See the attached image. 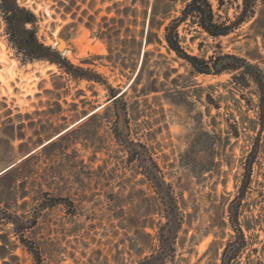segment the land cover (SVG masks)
Masks as SVG:
<instances>
[{"label":"rangeland","instance_id":"374dc122","mask_svg":"<svg viewBox=\"0 0 264 264\" xmlns=\"http://www.w3.org/2000/svg\"><path fill=\"white\" fill-rule=\"evenodd\" d=\"M18 1L36 13L35 27L42 41L56 47L63 43L65 56L77 65L93 68L106 81V84L86 79L77 82L48 61L24 63L8 43L0 11V172L25 154L18 152L20 143L27 141L34 146L35 133L43 131L45 124L78 127L92 113H98L71 136L75 142L67 150L55 152L51 158L42 152L39 159L32 161L33 166L37 161L42 164L37 175L50 192L47 198L65 197L69 200L66 204L41 209L42 198L38 193L30 190L24 199L16 200L5 183H0L1 205L8 203L18 213L38 215L37 224L27 232V238L39 248L41 264H140L146 256L163 250L158 233L159 222L164 218L157 213L155 192L143 181V174L134 164L126 162V152L112 136L111 123L116 112L114 108L107 109L108 85L124 92L130 136L149 147L166 180L172 184L180 206L182 224L172 246L164 251L171 254L165 264H221L225 244L233 232L229 205L246 172L252 141L248 134H255L240 124L242 136L237 139L228 133L225 119L233 122L247 115L256 118L254 109L246 110L245 99L241 105L238 103L239 109L232 96L227 100L219 98L221 94L231 95L232 86L223 85L231 75L191 74L190 66L177 59L165 41L143 45L139 56V46L131 38L134 30L139 32L142 28L144 11L151 10L145 0H62L64 4L58 0ZM116 1L121 3L114 7ZM228 2V14L234 19L242 0ZM173 5L172 15H178L183 0ZM67 6L71 10L66 13ZM214 6L217 10L216 3ZM109 7H113L111 12ZM117 9L129 11L128 16H121L133 32L122 30L120 37L127 41H118L111 61L107 58V42L95 36L86 22L89 15L97 16V21L104 15L116 16ZM218 13L226 14L224 10ZM257 17L262 18L261 22L252 25ZM255 18L218 38L187 23L179 31L194 54L209 56L222 48L224 52L258 57L253 61L264 67L263 39L257 33L264 31V0H259ZM162 32L163 28L159 31L161 38ZM144 51L150 53L144 58L143 73L134 82ZM261 55L263 58H259ZM85 59L91 63L84 62ZM135 62L137 68L132 71ZM55 84L61 87L56 89ZM209 85L214 87L208 88ZM171 89L174 92H167ZM209 92L222 105L221 109L210 106V113L216 115V126L208 115ZM244 93L254 104L258 103L250 90ZM239 97L237 91L236 98ZM56 101L61 102L62 110ZM73 102L79 104L77 108ZM12 127L16 133L25 135L24 139L13 141L15 150L4 142L7 138L4 131H13ZM203 130L214 134V153L204 151L201 144L195 149L191 147ZM262 135L264 143V131ZM252 178L240 206V221L245 229L246 223L254 224L255 228L246 229L250 246L240 264H247L253 247L264 245V229L258 225L264 220V146L253 165ZM169 232L165 229L163 236L167 245L171 240ZM5 260L9 264H37L15 235L13 225L0 222V264Z\"/></svg>","mask_w":264,"mask_h":264},{"label":"trees","instance_id":"16d2710c","mask_svg":"<svg viewBox=\"0 0 264 264\" xmlns=\"http://www.w3.org/2000/svg\"><path fill=\"white\" fill-rule=\"evenodd\" d=\"M63 3L62 0H58ZM114 1V0H110ZM151 6L150 12L144 11V20L142 22V28L139 32L132 33L131 41L139 46L138 55H141L143 45H150L155 42H166L167 49L170 52H174L177 59L183 60L190 66V73L193 75H221L223 73H229L231 75L228 82L223 83L225 86H232L229 89L231 95L223 96L219 98L228 99L230 96L235 100L237 108L241 109V100L245 99L248 104V110L254 109L256 112V118L241 117L240 120L234 119L233 122L226 117L228 133L237 139L241 138L240 124H244L245 130L254 131L255 134H248L252 140L250 149L247 153L246 172L241 179V183L238 186V192L236 197L231 201L229 205L230 212V226L233 230L231 237L227 240L224 250L221 264H240L241 257L250 246V241L246 236V229L251 230L255 228L252 223H246L245 225L240 221V206L242 200L245 198L251 182L253 181V165L257 161L260 151L262 150L264 143L262 142L264 131V67L259 62L253 60L258 57H245L235 53L224 52L222 48L213 52L209 56L194 54L184 44L185 40L180 34L179 27L183 23L197 25L208 35L218 38L221 36L229 35L234 32L242 23L250 21L255 18L257 14V6L259 0H242L240 11L232 19L228 14L229 0H183V7L180 9L178 15H172V10L175 8L173 5L178 0H145ZM74 2V0H71ZM119 2H114V7L118 6ZM217 4V10L214 4ZM66 13L70 12V7H66ZM113 7H109L111 12ZM219 10L225 11V16L218 13ZM0 11L5 21V33L9 45L16 50L21 60L24 63L34 61H48L50 64H55L71 79L79 82L83 79L89 81L99 82L106 84V81L101 73H98L91 67H84L73 63L67 56L63 54V51L58 47L46 44L42 41L35 27L38 17L36 13L21 5L18 0H0ZM116 16L104 15L101 21H97V16L89 15V21L86 25L93 31V34L107 42L109 58L113 61V53L116 49L118 41L126 42L127 38L121 39V32L124 29L125 32H133L131 26L126 25V19L121 15H129L128 10L117 9ZM160 16V19L157 17ZM262 18L257 17L253 21L252 25H257L261 22ZM132 21H130V24ZM137 25V21H134ZM118 23V24H117ZM163 28L162 38L159 35V31ZM263 39L264 47V31H257ZM139 38V39H138ZM150 51H144L143 61L136 74L134 82L143 73L144 58L149 55ZM259 58H263L261 55ZM252 59V60H251ZM84 62L91 63L89 59H85ZM264 62V61H263ZM132 71L137 68V62L132 63ZM181 76V75H179ZM175 81L177 78L174 79ZM56 89L61 86L55 84ZM214 85H209L208 88H213ZM110 105L107 109H115V120L112 121V136L121 149L127 154V163H133L136 170L143 174V181L150 184L155 192L154 199L157 202V213L161 214L164 221H160L161 228L158 233L160 236V242L163 247L161 252L152 253L143 258L140 264H165L171 257V254L164 252L165 249H169L172 245V241L175 239L181 224L182 215L180 206L175 196L172 184L168 182L165 175L157 162L153 157L149 147L141 142L135 141L130 136L129 124L126 119V103L124 101V92L119 89L108 85ZM158 91V89H153ZM240 94L239 98H236L237 91ZM250 90L258 98V103L254 104L251 98H248L244 91ZM167 92H174V90H167ZM206 102L209 105V114L214 119V126L218 125L216 121V115L210 113V106L217 109H221L222 105L219 98H216L212 93H208ZM85 99H81L84 102ZM239 103V104H238ZM56 105L59 110H62V104L56 101ZM74 107H78V103L73 102ZM228 108L229 105H226ZM233 115V113H231ZM98 116L97 112L92 113L87 121L83 122L78 127H66L63 124L55 126H43V131L37 130L35 133L36 139L34 146L32 147L29 142L25 141L18 145V152L25 153L21 158H18L12 163V166L0 175V183H5L7 190L14 199L25 198L32 190L41 196L42 201L39 204L41 209L53 207L60 203H67L69 200L65 197H53L47 198L49 191L45 190L41 177L38 174V170L42 168V164L37 161L32 165V161L39 159L40 153L44 152L49 158L55 152L67 150L75 141L70 139L74 133H78L83 126L89 121H93ZM247 122V125H245ZM13 128V127H12ZM7 138L4 142L7 143L9 149L15 150L16 146L13 141L17 138L24 139L25 135L22 133H16L14 131H4ZM97 134V131H95ZM30 140H33L32 138ZM76 140V139H75ZM197 144H201L203 150L209 154L214 153L215 141L214 134L209 130H203L199 136L192 141V148H196ZM83 163V161H81ZM53 166V163H52ZM54 167V166H53ZM102 167V166H101ZM52 168V167H51ZM77 178H80L79 174ZM27 203V201H24ZM17 204V203H16ZM22 205H18L21 207ZM39 208V209H40ZM38 221L37 214H25L18 213L12 209V205L0 203V222L11 223L13 225V231L19 238L22 244L33 254L37 264H41L42 255L36 244L27 238V232L33 229ZM154 222V221H153ZM258 225L264 229V220L259 222ZM153 226V225H152ZM257 226V224H256ZM168 229L171 235V240L166 244L163 239L164 231ZM173 239V240H172ZM251 254L255 257L252 258ZM5 259V255L2 254ZM17 259V256H15ZM247 264H264V245L261 248L253 247L248 256ZM4 264H9L7 260Z\"/></svg>","mask_w":264,"mask_h":264},{"label":"water","instance_id":"95a60500","mask_svg":"<svg viewBox=\"0 0 264 264\" xmlns=\"http://www.w3.org/2000/svg\"><path fill=\"white\" fill-rule=\"evenodd\" d=\"M57 47H58V49L61 50V51H65V50H66V48L61 49L59 46H57ZM67 47H68V45H67ZM11 166H12V164L9 165L8 167H6L5 169H3V170L0 172V175H1L3 172H5L8 168H10Z\"/></svg>","mask_w":264,"mask_h":264},{"label":"bare ground","instance_id":"6f19581e","mask_svg":"<svg viewBox=\"0 0 264 264\" xmlns=\"http://www.w3.org/2000/svg\"><path fill=\"white\" fill-rule=\"evenodd\" d=\"M61 44H62V45H61ZM59 47H60L61 49H64V48H65V45H64L63 43H60Z\"/></svg>","mask_w":264,"mask_h":264}]
</instances>
